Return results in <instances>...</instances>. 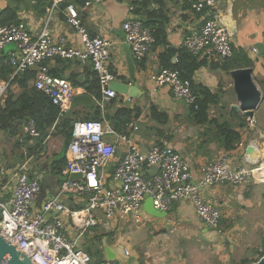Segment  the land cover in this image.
<instances>
[{"label": "crops", "instance_id": "1", "mask_svg": "<svg viewBox=\"0 0 264 264\" xmlns=\"http://www.w3.org/2000/svg\"><path fill=\"white\" fill-rule=\"evenodd\" d=\"M54 1L0 0V12L10 8L15 12L16 22H25L35 36L39 35L51 17L49 30L53 38L55 40L63 38L69 45L79 46L81 36L78 29L69 22L65 11L67 5L73 4L78 8L83 28L91 36H104L114 42L110 68L119 80L132 86L135 84L136 91L132 100H127L128 96L119 94L113 98L115 100L111 105L109 103L113 99L102 104L103 121L112 126L106 115L113 114L121 107L139 111V118L126 133L132 142L142 149H147L162 139L168 140L190 164L193 181L199 179L203 167L208 162L223 153H228L237 165H244L246 148L238 144L235 149L226 151L218 142L211 139L210 128L207 125H199L192 120L185 100L176 96L170 87L163 86L153 91L151 77L163 68L160 57L170 48L178 50L184 36L201 20L202 14L192 7L195 0H139L146 2L145 10L154 11L159 15L155 17L157 23L162 21V17L167 19L166 42L154 46L143 60L134 57L124 40L123 22L129 17L137 16L132 11L133 0H107L90 5L86 4L88 0H61L58 7L51 12ZM216 1V8L223 24L229 22L235 32L232 35L234 49H243L254 63L260 58L264 61V0ZM14 48V45H11L0 50V57H5L8 61V54ZM253 48H257L258 52L254 53ZM48 65L54 74L67 78L72 84L78 83V86L74 84L73 86L82 92H87L83 84H89L95 72L89 60L56 58L48 61ZM230 77V73L219 69L213 70L208 64L195 72L194 82L206 86L215 93L219 90L227 91L229 85L231 86ZM4 85L7 83L0 80V87ZM95 99L98 105L99 99L96 96ZM221 104L222 96L220 103L213 105L212 108ZM152 107H157L168 115L166 123H159L151 117ZM212 108L211 118H216L220 122L226 120L225 116L212 114L214 111ZM232 110L236 112L233 114L235 121H231L232 123L226 121L241 133V142L245 144L248 140L246 139L248 130L247 127L241 128L240 124L249 123L250 118L235 105ZM92 111L91 107L84 105L72 106L67 115L84 118ZM255 116L254 114L253 117ZM3 135L6 136L5 133ZM18 139L6 137L7 144L12 146L9 147L11 156L5 155L7 152H2L3 159L9 161L6 164L15 163L9 159L15 158V153L27 154L28 146H34L35 141L32 139L29 144L22 143L16 148L14 145ZM69 141L63 132L51 128L43 145L38 146L24 164L30 177L37 176L40 179L42 192L38 204L46 198L59 196L70 208L83 210L87 205L85 197L75 193H61V184L67 178L63 169ZM260 144L259 140L255 141L257 148L261 147ZM126 145L124 143L119 146L116 160L123 158L128 148ZM260 154L263 155L261 151ZM260 154L257 157H260ZM61 159L64 160V164L59 167L61 172H58L59 168L54 169L53 163ZM115 165L116 162L107 169L108 180L114 172ZM0 171V192L8 195L12 187L9 183L11 169L2 167ZM203 195L222 212L220 233L199 219L192 201L178 202L166 213L155 209L150 198L143 202L144 221L140 224L135 223L130 217L109 220L102 211H96L94 212L96 224L78 228L69 223L68 233L70 238L76 239L92 255L94 264L108 259L115 261V264H233V259L242 249L257 241L259 236L264 237V181H251L239 185L223 182L206 188Z\"/></svg>", "mask_w": 264, "mask_h": 264}, {"label": "built area", "instance_id": "2", "mask_svg": "<svg viewBox=\"0 0 264 264\" xmlns=\"http://www.w3.org/2000/svg\"><path fill=\"white\" fill-rule=\"evenodd\" d=\"M104 1L107 0H88L86 4ZM60 2L54 1L51 12ZM216 3V0L194 1L192 7L202 17L184 36L181 44L190 53L206 57L209 63H220L234 55L232 34L223 24ZM65 11L69 22L79 31V46L69 45L63 38H53L49 30L51 17L37 36L23 21L0 25V50L11 45L15 47L8 54V63L14 67L15 74L34 70L36 88L59 108L60 118L67 116L74 96L82 91H77L67 78L52 75L48 65L50 60L91 61L100 84V106L119 95L110 87L118 79L110 68L114 42L104 36H91L83 28L75 5H67ZM122 28L124 40L130 44L134 57L143 60L155 46L151 28L137 16L126 19ZM252 51L257 53L258 49L253 48ZM175 61H179V54L175 55ZM151 79L154 92L168 86L176 96L185 100L188 107L194 105L196 97L192 93L191 82L183 80L178 70L162 68ZM6 89L7 85L0 87V103ZM127 100H132V97ZM256 123L254 117L250 118V125L255 126ZM23 133L33 138L39 136L34 120L26 123ZM124 143L128 147L126 153L116 160L118 148ZM239 144L245 149L253 143ZM253 145L257 148L255 143ZM244 159V165H237L228 153H223L208 162L199 179L193 181L190 164L168 140L162 139L150 148L142 149L132 142L128 134L118 133L103 120L77 119L73 122L67 146L63 169L67 178L61 184V193L85 197L86 208L74 210L59 196L46 198L38 204L42 192L40 179L30 177L26 164H22L9 172L12 187L8 195L0 192V235L17 246L33 264H94L92 255L76 239L70 238L69 223L78 228L94 225L97 223L94 212L102 211L109 220L130 217L140 224L144 221L146 196L152 198L155 209L166 213L174 204L190 200L199 219L220 230L222 212L204 197L203 191L223 182L239 185L264 181V162L260 157L252 161L245 152ZM114 162L115 169L108 180L107 169ZM157 165L158 173L150 174L149 170ZM77 173L82 174L83 179H74L73 175ZM98 264L115 262L101 261Z\"/></svg>", "mask_w": 264, "mask_h": 264}, {"label": "trees", "instance_id": "3", "mask_svg": "<svg viewBox=\"0 0 264 264\" xmlns=\"http://www.w3.org/2000/svg\"><path fill=\"white\" fill-rule=\"evenodd\" d=\"M146 2H140L139 0H133L131 5L132 11L140 19H149L150 21L145 25L151 28L153 35L156 39L155 46L164 44L166 42V29L165 23L167 19L162 17L161 22H156V15L154 11L145 10ZM17 18L15 12L10 8L0 12V25H4L11 22H16ZM179 54V61H174L175 55ZM161 65L163 68H172L180 72L183 80L191 82L192 93L196 97L193 106L189 107L192 120L199 125H207L210 128V137L220 144V146L226 151L233 150L241 142V133L228 121L224 120L220 122L216 118L210 117V110L213 105H218L221 100L222 90L213 93L209 88L202 84H196L194 82L195 72L202 66L210 64L213 70H222L225 73H230L231 70L237 68H243L248 66H254V61L249 58L248 54L243 50L234 49V55L230 59H226L223 62H211L209 63L206 57L200 58V56L194 55L187 51L185 48L180 47L178 50L168 49L165 54L160 57ZM51 74L57 77H61L58 74H54L50 70ZM36 73L34 70H28L14 74V68L8 63L5 57H0V80L7 83V89L5 96L0 103V132L5 133L6 137L16 138L15 146L18 148L23 144H29L34 139V146H28V153H19L16 156L17 161L15 163L6 164L9 169L21 166L24 164L28 157H30L35 149L43 145L44 140L49 134L51 128H55L57 132H63L69 139L72 136L73 122L77 119L87 120H102L103 110L98 104L92 108L91 114L84 118L73 117L67 115L60 119L59 108L53 104L52 100L41 90L35 86ZM93 79L89 84H83L84 88L90 94L96 96L99 100L100 84L99 80L93 72ZM74 86H78V83L73 82ZM115 99L110 101V105ZM108 104V105H109ZM140 116V112L132 108L121 107L118 108L113 114H107L106 118L112 124V127L118 133H127V129L136 121ZM151 117L159 123H166L168 115L165 112L160 111L157 107H152ZM29 120H34L36 128L39 132V136L33 138L29 135H24L23 129ZM247 122L240 124L241 128L247 127ZM212 129V130H211ZM23 139V141H20ZM1 158V157H0ZM64 160H59L53 163V168L57 169L63 165ZM56 166V168H55ZM59 168L57 171L61 172ZM1 170V166H0ZM1 172V171H0ZM264 253H261V257ZM255 261H249L243 259L242 264H249Z\"/></svg>", "mask_w": 264, "mask_h": 264}, {"label": "water", "instance_id": "4", "mask_svg": "<svg viewBox=\"0 0 264 264\" xmlns=\"http://www.w3.org/2000/svg\"><path fill=\"white\" fill-rule=\"evenodd\" d=\"M146 24L150 20L142 19ZM229 32L233 35L235 32L229 22H224ZM130 47V44L127 43ZM131 48V47H130ZM132 51V50H131ZM231 77L233 79V87L237 96L239 104H236L235 107L238 110H241L246 117L253 118L255 111L259 108L263 101L262 91L258 87L254 79V69L251 66L237 68L230 71ZM133 79V76L131 77ZM118 94H122L128 97L134 96L136 91L135 84L132 86L130 83L125 81L115 79L110 86ZM87 106L93 108L96 105L95 96L89 92H82L74 96L72 101V106ZM257 151V148L251 144L246 148V157H249L252 161H256V157H252ZM259 153V152H258ZM159 165L149 170V173L155 175L159 171ZM74 179H83V175L80 173L73 175ZM150 198L151 203L153 200L150 196H146L145 199ZM220 233L218 229H216ZM107 261L115 262L110 259ZM0 264H33L32 261L21 251L12 244L4 239L0 235ZM250 264H264V256L260 260L252 262Z\"/></svg>", "mask_w": 264, "mask_h": 264}, {"label": "rangeland", "instance_id": "5", "mask_svg": "<svg viewBox=\"0 0 264 264\" xmlns=\"http://www.w3.org/2000/svg\"><path fill=\"white\" fill-rule=\"evenodd\" d=\"M256 63H254L253 69H254V79L262 91L263 95V101L259 108L255 111V119L257 121L255 126L250 125V121L248 119V126H247V142L245 144H251L255 143L256 140H259L261 143V147L258 148L259 152L261 151L264 155V61L260 59L255 60ZM231 80V86L229 85L227 91L222 90V104L221 106L213 107L214 109L212 114L225 116L226 120L235 121V116L233 114H236L235 111L232 110L233 105L239 104L237 100L236 93L234 91L232 78H229V83ZM224 84L226 82L223 80ZM237 122V119H236ZM232 123V122H231ZM260 131V132H258ZM11 145H8L6 142V136L3 135L2 132H0V166L6 168V162H9L8 159H3L4 154L2 152H7L5 155L11 156L10 147ZM15 146V145H14ZM12 148V146H11ZM17 148V147H16ZM19 153H15V158H9L10 161H17L16 156H18ZM260 154V161L264 162V156ZM2 160V161H1ZM257 242V243H256ZM86 250V249H85ZM87 251V250H86ZM261 251L264 252V237L259 236V239L257 241H254L251 243V245L245 249H242L239 254L233 259V264H242L243 259H248L249 261H258L261 258ZM250 264V263H249Z\"/></svg>", "mask_w": 264, "mask_h": 264}, {"label": "bare ground", "instance_id": "6", "mask_svg": "<svg viewBox=\"0 0 264 264\" xmlns=\"http://www.w3.org/2000/svg\"><path fill=\"white\" fill-rule=\"evenodd\" d=\"M259 152V149H257V151L254 153V155L252 156V157H256V154H257V156L260 154V152ZM262 173L264 174V170H262Z\"/></svg>", "mask_w": 264, "mask_h": 264}]
</instances>
